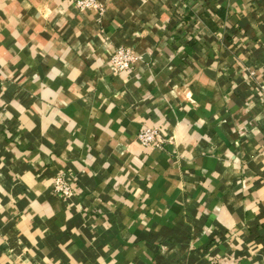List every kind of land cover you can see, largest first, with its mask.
Segmentation results:
<instances>
[{"label": "crops", "instance_id": "0c3cea01", "mask_svg": "<svg viewBox=\"0 0 264 264\" xmlns=\"http://www.w3.org/2000/svg\"><path fill=\"white\" fill-rule=\"evenodd\" d=\"M0 264H264V0H0Z\"/></svg>", "mask_w": 264, "mask_h": 264}, {"label": "built area", "instance_id": "2783aa9c", "mask_svg": "<svg viewBox=\"0 0 264 264\" xmlns=\"http://www.w3.org/2000/svg\"><path fill=\"white\" fill-rule=\"evenodd\" d=\"M139 60L130 49L124 47L116 48L110 58V63L113 66L115 73L130 72L133 65ZM138 139L145 147H159L162 143V138L159 135V130L156 128L142 129L138 135ZM53 190L55 193L67 197L71 193V184L68 182L64 174L57 175L53 179Z\"/></svg>", "mask_w": 264, "mask_h": 264}]
</instances>
